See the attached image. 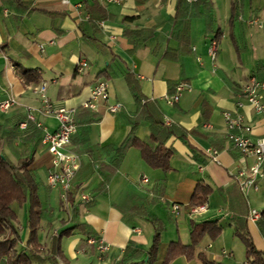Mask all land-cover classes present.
<instances>
[{
	"label": "crops",
	"instance_id": "0c3cea01",
	"mask_svg": "<svg viewBox=\"0 0 264 264\" xmlns=\"http://www.w3.org/2000/svg\"><path fill=\"white\" fill-rule=\"evenodd\" d=\"M254 19L264 21V0H200L197 5L180 0H0V101H16L13 109L0 113V146L14 164L33 156L29 170L40 184L43 252L64 230L81 224L62 239L67 262L57 257L58 264H164L171 243L189 246L192 231L202 228L193 258L181 256L171 264H202L201 253L218 264H248L247 241L264 259V175L257 191L245 192L234 181L242 167L240 153L228 139L223 116H241L249 128L245 135L253 141L264 137V93L258 112L243 92L251 77L264 82V27L251 25ZM214 38L216 61L208 53ZM83 60L88 68L78 72ZM22 70L37 82L27 83ZM101 81L108 83L109 100L86 108ZM44 82L55 108L74 111L77 125L69 147L81 157L73 184L78 188L74 223L61 188L48 186L55 157L41 145L43 131L34 123L29 131L17 127L33 109L37 123L50 132L58 129V121L41 112L34 93ZM181 83L190 89L171 106L165 99ZM143 99L149 102L145 107ZM114 103L122 105L119 113L109 111ZM132 131L143 143L171 152L166 169L150 166L139 148L123 147ZM209 149L217 152L216 160L206 153ZM198 186L209 190L203 203L208 210L191 217ZM84 194L92 202L83 203ZM174 205L180 206L176 213ZM13 208L26 248L29 205ZM251 209L263 213L259 221L249 219ZM158 232V253L151 262L149 250ZM91 234L97 240L87 237Z\"/></svg>",
	"mask_w": 264,
	"mask_h": 264
},
{
	"label": "trees",
	"instance_id": "16d2710c",
	"mask_svg": "<svg viewBox=\"0 0 264 264\" xmlns=\"http://www.w3.org/2000/svg\"><path fill=\"white\" fill-rule=\"evenodd\" d=\"M199 2L200 0H195L191 3L187 0H180V3H185L187 5H197ZM20 75L22 78L26 79L27 83L32 84L37 82L35 75H31L29 71L22 70L20 71ZM148 103L149 102L144 99L140 101V104L143 107H145ZM22 122H19L17 125L19 129ZM31 125L32 123H29L26 131H29ZM2 138L4 137L0 134V139ZM123 147L139 148L142 151L145 161L150 166L164 169L168 166L171 152L162 149L161 146L152 147L147 143H143L137 136H135L134 131H132L128 136L123 144ZM32 162L33 156L27 155L20 158L18 162L14 164L5 156L0 146V264H58L57 257H61L65 262H67L61 252L62 239L71 235L75 229L83 227L81 224H77L74 228L64 230L60 235H58L57 239L53 241L52 248L49 251L43 252L41 250L42 245L39 242L38 232L40 224L44 219V211L38 194L40 184L37 181L35 174L29 170ZM75 180L76 176L73 180L72 188L67 193V203H69L73 208L70 223H74L76 217L74 198L78 188L73 186L76 182ZM208 195V189L198 186L193 195L190 206L196 207L202 205ZM14 204H17L19 207H23L26 204L29 205L27 218L29 240L26 248L21 247L22 239L20 237L19 229L16 226L18 218L17 213L13 208ZM204 232L205 228H202L201 231L194 229L192 231L193 242L189 246L183 245L180 242L171 243L164 264H171L174 260L181 256L192 259L195 254V248L199 244ZM7 233H10L12 238L9 239L7 237ZM87 237L96 239V236L92 234ZM159 244L160 235L158 232L154 238L153 245L149 250L151 262L156 259ZM247 254L249 260L248 264H264L262 254L254 248L251 242L248 241ZM198 258L202 264H218L215 261L209 260L203 253L199 254Z\"/></svg>",
	"mask_w": 264,
	"mask_h": 264
},
{
	"label": "built area",
	"instance_id": "2783aa9c",
	"mask_svg": "<svg viewBox=\"0 0 264 264\" xmlns=\"http://www.w3.org/2000/svg\"><path fill=\"white\" fill-rule=\"evenodd\" d=\"M110 2H118V0H108ZM189 3L195 0H187ZM240 2V0H235ZM80 7V6H79ZM251 25L257 28L264 27V21L254 19L250 22ZM102 28H105L103 23H100ZM219 44L217 39H212L208 53L212 61H216L218 56ZM88 68V62L83 60L77 65V71L83 72ZM47 83H41L34 88V93L38 94L41 101V112L46 116L54 117L59 127L55 132H50L45 129L41 124L37 123L33 109H29L26 121L20 124V129L26 131L29 123H34L38 129L43 131V137L41 140L42 147L47 148L55 157L54 168L55 171H51L47 178V183L50 188H61L62 200L67 202V193L72 188L73 180L81 167V157L79 154L69 150L72 137L77 132V125L74 120V111L66 108H55L54 103L47 96ZM190 87L186 83H181L177 86L174 95L166 97V102L174 106L176 105L184 92L189 90ZM243 92L247 98V101L258 111L263 110L262 98L264 93V82L260 81L256 77H251L247 84L244 86ZM91 100L85 105L86 108H94L93 101L97 100H109L108 83L105 81L98 82L91 91ZM16 106V101L12 98L5 101H0V113L9 112ZM122 110V105L114 103L109 106V111L113 114L119 113ZM227 129L229 131L228 139L232 143L233 148L240 153L241 169L234 177V181L239 187L248 192L249 190L257 191L259 189L258 179L264 175V137L253 141L251 138L245 135L249 132V128L243 124V119L239 115H234L231 112H225L223 114ZM167 125H170L168 120H165ZM206 153L216 160L217 152L213 150H207ZM249 160H252V164L249 165ZM144 183H148V179H143ZM83 203H90L93 197L89 194L81 196ZM180 206L174 205L173 212L179 211ZM208 210L207 204L190 208V216L201 215ZM263 213L255 209H251L249 212V219L253 222H257L262 218ZM90 244H95L94 239H90ZM100 251H106L107 248L102 244L99 245Z\"/></svg>",
	"mask_w": 264,
	"mask_h": 264
},
{
	"label": "rangeland",
	"instance_id": "374dc122",
	"mask_svg": "<svg viewBox=\"0 0 264 264\" xmlns=\"http://www.w3.org/2000/svg\"><path fill=\"white\" fill-rule=\"evenodd\" d=\"M216 3L218 4V0H216ZM222 6V5H221ZM222 8V7H221ZM217 12H218V5H217ZM257 28V27H256ZM263 29V28H262ZM15 207H17V206H15ZM16 210H17V213H19V217H20V220L22 221L23 220V218H22V212H21V209L20 208H16ZM3 264H5V263H3ZM179 264V263H178Z\"/></svg>",
	"mask_w": 264,
	"mask_h": 264
}]
</instances>
